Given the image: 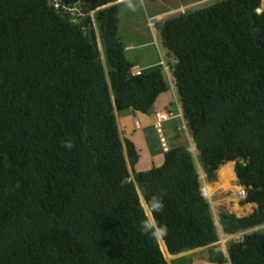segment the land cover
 Returning <instances> with one entry per match:
<instances>
[{"label":"trees","instance_id":"obj_1","mask_svg":"<svg viewBox=\"0 0 264 264\" xmlns=\"http://www.w3.org/2000/svg\"><path fill=\"white\" fill-rule=\"evenodd\" d=\"M118 1L0 0V264H169L140 230L152 195L171 256L216 244L192 152L210 179L235 163L241 204L257 205L219 213L223 233L242 240L214 261L264 264L263 0H217L158 24L187 129L139 172L115 111L151 114L170 82L161 67L133 75L108 6Z\"/></svg>","mask_w":264,"mask_h":264},{"label":"crops","instance_id":"obj_2","mask_svg":"<svg viewBox=\"0 0 264 264\" xmlns=\"http://www.w3.org/2000/svg\"><path fill=\"white\" fill-rule=\"evenodd\" d=\"M129 1H135V0H122L119 1L118 4L124 2L126 3ZM185 3L193 4L192 1H182V3H178L174 5L176 6L174 8L178 9L179 7L185 6ZM174 8L168 13H171L174 10ZM262 9L264 10V0L262 1ZM150 17H153L155 19L158 18L155 22V24H158L157 21L161 20V18H164V15H158V12L154 11L150 15ZM137 20L138 18H136L135 21L137 22ZM164 20L166 19L164 18L162 21ZM132 23L133 22H131V24ZM122 27L123 25L119 28V34L121 33ZM148 27L151 28L149 25ZM153 44L156 43L151 42L150 38H146V39L144 38L142 41H140V43L136 47H126L125 53L127 52L128 55L130 53L129 50L134 48L137 54L141 53L142 55H145L146 59H151L146 63H142L143 65H141L140 63H137L136 65L132 63L135 66V68H133L132 71H136L135 69H138L142 72H145L146 70L155 67H162L161 57L159 56L158 62H157V58L154 57L155 54L153 52L155 51L153 50ZM149 49L151 50L150 53L145 52ZM157 50H158L157 53L160 55V51L158 48ZM164 61L166 63V58ZM167 74L170 76V89L167 93L160 96V98L157 100L154 106L156 107V109L153 108L151 114L145 115L143 113L136 112L134 110H129L126 111V113L123 116H119V115L117 116L121 136H123L125 139H129L132 142H134L139 150L140 161L136 166V170L138 172L149 170L151 167H154L156 165L159 166L163 163L164 154L162 152L160 142L158 143V139H160V137L156 135L157 133V130L155 128L156 115L158 113H174V115L177 116L176 118L170 120L169 122H166L164 126L163 134L167 139L169 145L177 144V142H174V139L177 136V127H178V125L175 124V122L179 121L181 125L184 124L183 118H180L181 111L179 109H181V104L179 103V99L177 97V89L175 86L174 78L172 76V71L170 70L169 73ZM147 140L151 141L148 145H146ZM233 164L234 163L227 164L226 166L219 169L216 172V177L214 179H210L208 177L207 171H205L207 178H203L200 172L199 174L201 180H203V185L205 184L210 191L208 201L211 204L212 211L215 210V212L219 214L222 211H220V209L218 210V208L224 207V211L233 212L239 217L240 216L239 213L241 212L240 210L243 211L244 209L248 211V213L244 215L247 216L253 213L254 209L257 208V205L247 204L243 206L241 204V200L237 198V192L240 191L243 187L237 184L238 180L235 174V166H232ZM232 200H234L235 204H237L238 202L240 205H232ZM240 206H242L243 208ZM244 216H240V217H244ZM217 220L218 221L215 222L218 228L220 240L216 244L205 248L191 250L179 256L172 257L168 253L165 242L161 240L160 246L163 253H165L164 252L165 249L167 255L171 257L170 258L171 261L175 259H183L190 261L191 264H218L214 260L220 254H222L224 257L228 256V247L223 246L220 243L221 240L228 239L233 236H227L226 234H224L220 226L219 219L217 218ZM239 237H242V235H239Z\"/></svg>","mask_w":264,"mask_h":264},{"label":"rangeland","instance_id":"obj_3","mask_svg":"<svg viewBox=\"0 0 264 264\" xmlns=\"http://www.w3.org/2000/svg\"><path fill=\"white\" fill-rule=\"evenodd\" d=\"M182 1H193V4L185 3V6H187L189 8L188 9V12H189V11L197 10L201 7H205V6L215 2L217 0H213V1L212 0H135V1H129L126 3L124 2V3L119 4L118 5L119 18L121 21L120 27L123 25L121 33L119 34V37L121 38L122 42L124 43L125 49H126V47H136L140 43V41H142L144 38L145 39L150 38L151 42H153V43L156 42V44H153V50L155 51L153 53L155 54L154 57L157 58V62H158L160 55L157 53L158 52L157 48L159 49L161 55H163V56H165L167 54V50L163 47V43H162V40H161V37L159 34L160 32H158L156 30V27L154 28V30L152 28L148 27V19L152 18L155 20L154 22H156L157 19L150 17V15L154 11H157L158 15H164L165 19H168L172 16L181 14L180 11H177V8H174L173 12H171V13H168V12L171 11L173 9V7H176L174 5H176L178 3H182ZM165 13H168V14H165ZM136 18H138L137 22L135 21ZM131 22H133V23L131 24ZM129 51H130L129 55L126 52L125 56L130 63H134L135 65L137 63H140L141 65H143L142 63H146V62L151 60V59H146L145 55H142L141 53L137 54L136 50H134V48L130 49ZM145 52L150 53L151 50L149 49ZM154 109H156V107H154ZM125 113L126 112H120V113H118V115L123 116ZM175 124L181 125V123L179 121H176ZM162 132H164V131L162 130ZM156 135H157V133H156ZM150 142L151 141L147 140L146 145H148ZM158 143H159V139H158ZM193 149H194V147H193ZM162 152H163V154H165L164 149H162ZM192 153H193V157H194L195 162H197L198 170H199L201 176L203 178H207L206 172H205L203 166L200 164V156L198 155L197 152H192ZM232 166H235V163ZM128 168H129L130 174L132 176V174H133L132 168H131L129 162H128ZM151 168H153V167H151ZM132 178H133V176H132ZM202 185H203V180H202ZM204 187H205V189H207L208 192H210L206 185H204ZM230 193H232V192H230ZM142 201H143V205L145 207V211H147L146 204H145L143 198H142ZM232 205H240V204L238 202H237V204H235L234 200H232ZM240 207H242V206H240ZM219 209L222 212L224 211V207L223 208L219 207L218 210ZM240 211H241L239 213L240 216H244L248 213V211L244 210V209H243V211L242 210H240ZM249 211H250V209H249ZM229 213L235 214L233 212H229ZM213 214L215 217V221H218L217 218H218L219 214H217L215 212V210H213ZM262 229H264V226L262 227ZM158 239H159V243H160L162 238L159 237ZM164 251H165V249H164ZM166 256H167L166 258H167L168 262H171V260H170L171 257H169L168 255H166Z\"/></svg>","mask_w":264,"mask_h":264},{"label":"clouds","instance_id":"obj_4","mask_svg":"<svg viewBox=\"0 0 264 264\" xmlns=\"http://www.w3.org/2000/svg\"><path fill=\"white\" fill-rule=\"evenodd\" d=\"M120 1H122V0H120ZM213 1V0H212ZM119 2V1H118ZM118 2H116V3H114V4H110V5H108V6H112V5H119L118 4ZM193 2V1H192ZM121 4V3H120ZM108 6H106V7H108ZM105 8V7H104ZM174 8V7H173ZM101 9H103V8H99L98 10H96L95 12H92L91 13V16L92 17H94V15H95V13L96 12H99ZM188 7L187 6H182V7H179L178 9H177V11H180L181 12V14H185V13H187L188 12ZM259 9H261L262 10V12H263V9H262V5H261V7L259 8ZM173 12V11H172ZM257 12V11H256ZM166 14V13H165ZM258 14V13H257ZM165 17V16H164ZM158 19V18H157ZM164 18H161V20H159V21H157V23L159 24L160 23V21H162ZM155 20L154 19H149L148 20V25L151 27V28H155L156 27V30L159 32V30H158V24H155V22H154ZM163 22V21H162ZM119 28H120V23H119ZM160 34V33H159ZM118 36H119V29H118ZM156 43V42H155ZM100 46H101V44H100ZM101 53H102V56H103V51H102V47H101ZM163 56V55H162ZM161 56V53H160V57H161V68L163 69V71L165 72V70H164V67H163V65H162V62H165L164 60H165V58H166V56H163L162 57ZM104 60V59H103ZM166 64V63H165ZM136 71H140V70H138V69H135ZM171 70V69H170ZM136 71H132L134 74L133 75H135V72ZM172 71V70H171ZM141 74H142V71H141ZM137 76V75H136ZM165 76H166V79L170 82V76L165 72ZM172 76H173V74H172ZM115 116H116V120H117V116H118V112L117 111H115ZM175 117H177L176 115H175ZM179 117V116H178ZM180 118H182V116L180 117ZM169 122V121H168ZM166 123V122H165ZM165 123L163 124V131H164V126H165ZM183 126H184V129L186 130L187 128H186V123H185V120H184V117H183ZM117 124H118V120H117ZM118 128H119V125H118ZM119 132H120V130H119ZM162 134H163V132H162ZM120 135H121V133H120ZM157 135L159 136V134H158V132H157ZM160 137V136H159ZM163 137L165 138V136H164V134H163ZM121 138H122V140H124L125 138L123 137V136H121ZM166 139V138H165ZM167 140V139H166ZM159 142H160V139H159ZM167 144H168V141H167ZM160 145H161V142H160ZM169 145V144H168ZM64 147H66V148H71L72 147V143H71V141H66V142H64ZM169 147V146H168ZM161 148H162V145H161ZM163 149V148H162ZM166 153V152H165ZM221 169V168H220ZM132 176H133V174H132ZM205 185V184H204ZM204 185H203V189H202V193H203V196L208 200V198H209V194H210V192H208L207 191V189H205V187H204ZM242 191H245L244 190V188H242L239 192H237V198L238 199H240L241 201L243 200V199H245V197H246V195L244 196V197H240V192H242ZM163 207H164V202H163V199H162V197L161 196H159V195H152L148 200H147V202H146V208H147V211H146V213H145V215H144V217L142 218V220L140 221V230L142 231V232H144L145 234H147V235H150L151 237H153V238H159V237H162V236H164V235H166L167 234V231H168V229H167V226L166 225H163V224H161V223H159V221L157 220V215L156 214H158V213H160L161 211H162V209H163ZM240 218V217H239ZM235 240L236 239V241H239L240 239H242V237H239V235H237V236H233V237H231V238H228V239H223V240H228L227 241V244L226 245H224L223 243H222V241L223 240H221V244L223 245V246H227L228 247V244H229V242L231 241V240ZM163 252V251H162ZM165 253H163L164 254V256H165V258H166V255H167V253H166V251H164ZM169 253V252H168ZM166 254V255H165ZM171 256V255H170ZM173 257V256H172ZM228 257V256H227ZM166 260H167V258H166ZM168 261V260H167ZM172 262V261H171ZM171 262H168L169 264H171Z\"/></svg>","mask_w":264,"mask_h":264},{"label":"built area","instance_id":"obj_5","mask_svg":"<svg viewBox=\"0 0 264 264\" xmlns=\"http://www.w3.org/2000/svg\"><path fill=\"white\" fill-rule=\"evenodd\" d=\"M257 13L258 14H261L262 13V10L261 9H258L257 10ZM162 65L164 67L165 72L166 73H169L170 68L165 64V62H162ZM135 75H137V76L141 75V71H136L135 72ZM174 118H176L175 115H174V113H158L156 115L155 128H156L158 134L160 135V142H161L162 148L164 149V152H167L168 151V144H167V140L163 137V134H162L163 124L165 122H168V121L174 119ZM245 195H246L245 194V191L240 192V197H244ZM227 241L228 240H223L222 243L224 245H226L227 244Z\"/></svg>","mask_w":264,"mask_h":264},{"label":"water","instance_id":"obj_6","mask_svg":"<svg viewBox=\"0 0 264 264\" xmlns=\"http://www.w3.org/2000/svg\"><path fill=\"white\" fill-rule=\"evenodd\" d=\"M258 44L264 49V42H258ZM242 239H240L239 241H241Z\"/></svg>","mask_w":264,"mask_h":264},{"label":"bare ground","instance_id":"obj_7","mask_svg":"<svg viewBox=\"0 0 264 264\" xmlns=\"http://www.w3.org/2000/svg\"><path fill=\"white\" fill-rule=\"evenodd\" d=\"M230 164V163H229ZM239 192V191H238Z\"/></svg>","mask_w":264,"mask_h":264}]
</instances>
